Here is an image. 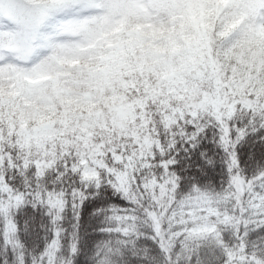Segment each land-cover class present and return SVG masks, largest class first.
Listing matches in <instances>:
<instances>
[{
  "label": "snow or ice",
  "instance_id": "snow-or-ice-1",
  "mask_svg": "<svg viewBox=\"0 0 264 264\" xmlns=\"http://www.w3.org/2000/svg\"><path fill=\"white\" fill-rule=\"evenodd\" d=\"M0 264H264V0H0Z\"/></svg>",
  "mask_w": 264,
  "mask_h": 264
}]
</instances>
